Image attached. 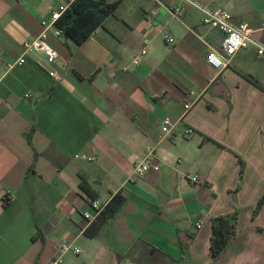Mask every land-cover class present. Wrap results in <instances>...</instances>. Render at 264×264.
I'll list each match as a JSON object with an SVG mask.
<instances>
[{
	"label": "crops",
	"instance_id": "0c3cea01",
	"mask_svg": "<svg viewBox=\"0 0 264 264\" xmlns=\"http://www.w3.org/2000/svg\"><path fill=\"white\" fill-rule=\"evenodd\" d=\"M62 1L0 0V264H264V205L252 216L264 197V57L248 48L215 70L223 35L189 4L108 0L114 11L83 43L50 31L49 66L22 44ZM193 1L264 43V0ZM145 159L158 170L134 177ZM116 195L124 203L86 236L92 203ZM234 213L236 235L213 259L212 219Z\"/></svg>",
	"mask_w": 264,
	"mask_h": 264
},
{
	"label": "built area",
	"instance_id": "2783aa9c",
	"mask_svg": "<svg viewBox=\"0 0 264 264\" xmlns=\"http://www.w3.org/2000/svg\"><path fill=\"white\" fill-rule=\"evenodd\" d=\"M59 1V0H54ZM75 0H63L52 12L50 13V17L48 19H44L41 22V26L43 28L42 32L33 40L26 41L22 44V48L25 54L29 52H41L45 55L46 63L50 66L54 64L59 55L57 51L49 44L48 39L50 35V31L52 35L56 38L62 37V32L55 26V23L61 15L71 6V4ZM183 2L189 4L194 9L198 10L202 15V24L208 26L209 28L220 32L223 35V40L221 43V52L223 54L219 55L216 53H212L208 56L207 62L208 64L215 70H222L227 66L226 58L233 57L237 52L246 50L248 48H253L255 53L258 57H264V43L260 42L259 40L255 39L252 36V31L244 24H235L232 21L231 14L222 9L218 10H211L206 8L205 6H201L195 3L193 0H182ZM108 2V0H107ZM175 13H179V9L175 8ZM167 43H171V38L167 37L165 39ZM146 54L145 50H142L139 55H137L134 60L133 64L137 65L140 62V59ZM25 63V59L23 57L19 58L17 62L11 64L9 66L10 69L14 68L15 66H21ZM49 76L53 78L56 82H59L61 78L55 73L50 72ZM192 95V93H191ZM29 98V95L25 96ZM192 107V103H187L184 105V109L187 111ZM173 124L169 119H164L161 123V133L166 136L170 135L173 129ZM192 134L190 129H186L184 131V137H189ZM150 169L154 171L158 170L157 166H152L148 159H145L140 164H137L134 167V177H141ZM192 183H198L199 177L193 176L188 177ZM7 199V198H6ZM92 210L94 211L96 217L100 214L103 210L96 202L92 203L91 205ZM84 218L86 220H91V216L89 214H84ZM201 224H197L196 228L199 229ZM69 245L64 242L61 245L60 252L64 253L69 251ZM74 252L77 254L79 250L74 248ZM59 264V262L57 263ZM124 264H135L132 262H125Z\"/></svg>",
	"mask_w": 264,
	"mask_h": 264
},
{
	"label": "trees",
	"instance_id": "16d2710c",
	"mask_svg": "<svg viewBox=\"0 0 264 264\" xmlns=\"http://www.w3.org/2000/svg\"><path fill=\"white\" fill-rule=\"evenodd\" d=\"M115 6V3L110 4L107 0H75L57 20L55 26L62 32L63 38L71 40L75 44H81L102 25L114 11ZM123 203L122 196H114L85 230V235L94 237ZM262 205H264V197L256 205L253 217L260 211ZM236 219L237 213L232 216H220L212 219L209 251L213 259L222 256L233 241L236 235Z\"/></svg>",
	"mask_w": 264,
	"mask_h": 264
}]
</instances>
